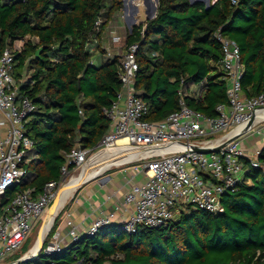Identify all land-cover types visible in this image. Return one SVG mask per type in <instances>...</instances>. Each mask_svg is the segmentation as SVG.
<instances>
[{"label":"trees","instance_id":"16d2710c","mask_svg":"<svg viewBox=\"0 0 264 264\" xmlns=\"http://www.w3.org/2000/svg\"><path fill=\"white\" fill-rule=\"evenodd\" d=\"M122 6L123 0H0V55L31 36L15 51L14 76L21 83L27 70L19 88L36 106L26 123L38 153L27 164L34 176L10 188V197L59 180L66 154L77 144L95 147L108 131L103 111L121 89L120 56L96 65L90 44L102 38ZM219 29L241 48L245 95L264 93V0H212L209 7L159 0L157 16L124 38L125 46L139 45L135 87L150 107V120L179 108L183 81L205 83L201 96L185 99L207 116H216L217 105L227 102ZM259 160L264 163V149ZM243 162L244 178L223 194L220 214L188 205L166 226L139 224L134 232L106 226L64 252L40 250L24 264H264V174Z\"/></svg>","mask_w":264,"mask_h":264},{"label":"built area","instance_id":"2783aa9c","mask_svg":"<svg viewBox=\"0 0 264 264\" xmlns=\"http://www.w3.org/2000/svg\"><path fill=\"white\" fill-rule=\"evenodd\" d=\"M158 6L159 0H123L120 18L127 33L132 32L134 26L155 18ZM102 22V19L98 20L97 26ZM30 37L26 35L16 41L26 42ZM215 38L222 46V67L228 84L227 102L217 105L216 116H207L187 105L186 83L183 81L179 108L165 119L150 120V107L135 87L139 45L124 46L119 55L121 89L113 103L103 111L110 121L108 131L93 148L80 145L72 148L66 154L59 180L47 182L40 192L28 188L12 197L8 190L25 182L29 174L26 164L30 162L28 154L34 148V141L27 134L26 123L36 106L28 96L19 98L20 88L13 76L15 51L12 47L5 48L0 55V125H8V131L0 139V264H5L1 260L23 245L37 220L58 197L61 186L94 156L120 147L118 141L121 138L128 139V144L123 146L128 149L125 152L135 154L125 164L144 162L141 168L147 176L145 182L132 184L125 195V203L131 210L118 224L127 232L136 231L139 224L150 227L168 225L174 218L172 207L177 202L214 214L222 213L223 194L241 182L247 171L243 160H248L264 174V163L259 160L261 149L247 153L241 146V137L226 144L231 137L244 131V135L253 133L264 137V93L254 97L245 95L242 86L245 66L239 44L223 35L220 29ZM113 42L122 44L124 38L115 35ZM22 47L18 51L21 52ZM251 121L253 125L249 127ZM214 134L219 135L203 139ZM220 146L211 152L196 149ZM113 224V215L99 216L85 235L74 226L69 231L70 242L64 244L61 232L56 231L52 242H47L41 249L46 255L64 252L83 237H93L103 227Z\"/></svg>","mask_w":264,"mask_h":264},{"label":"crops","instance_id":"0c3cea01","mask_svg":"<svg viewBox=\"0 0 264 264\" xmlns=\"http://www.w3.org/2000/svg\"><path fill=\"white\" fill-rule=\"evenodd\" d=\"M126 34L127 29L123 25L122 19L119 17V14L115 15L107 25L102 38H94L90 44V48L94 53L92 62L99 65L106 58H113L115 55H120V48L124 45V42L122 44L114 43L113 36L121 35L125 38ZM14 72L15 67L13 76ZM27 77L28 72L25 69L23 72V79L26 80ZM23 79L21 83L24 81ZM15 82L20 86L21 83L17 82L16 79ZM204 86L205 83L196 84L187 82L185 86L186 96L196 98L201 96ZM22 96L23 95L19 91V98ZM7 131L8 125H0V139L6 136ZM249 142L257 143V149H264L263 136L254 134L250 138ZM241 146L247 153H251L254 149L253 146L245 143H241ZM30 155V161L38 158V153L35 147L29 151L28 156ZM124 164L125 163H115L113 164L114 166L112 165V167L110 166L107 169L101 170L103 172L98 171L94 175L88 177L93 178L83 182L77 187V193L74 194L68 206L67 204L65 206L67 208L65 209V207H63L64 211L62 213V221L60 226L54 228L52 231L51 238L54 232L60 231L63 243L68 244L70 242L69 231L74 226L77 227L81 234L85 235L91 223L99 216L113 215V225L124 221L128 217L131 207L125 203V195L132 184L145 182L147 180V176L142 170L141 165H138L137 163H129L130 166L120 168Z\"/></svg>","mask_w":264,"mask_h":264},{"label":"bare ground","instance_id":"6f19581e","mask_svg":"<svg viewBox=\"0 0 264 264\" xmlns=\"http://www.w3.org/2000/svg\"><path fill=\"white\" fill-rule=\"evenodd\" d=\"M127 142H128L127 138H121L118 141V144L120 147H118L116 150H112L110 152L101 153V154L94 156L93 159H91L86 164V166L76 171L70 177L71 182L65 187V189L61 191L59 198H58L56 208L54 209L53 213L48 216L46 223L42 226V231L35 243V248L41 243L42 239L50 231L54 223L55 217L59 214L61 207L64 206L70 198H72L75 190L83 181H85L88 177L92 176L98 171L107 169L110 166L112 167V165L115 163L122 164L132 159V157L135 154H132L131 151L125 152V150H128V149L123 148V146L128 144Z\"/></svg>","mask_w":264,"mask_h":264},{"label":"rangeland","instance_id":"374dc122","mask_svg":"<svg viewBox=\"0 0 264 264\" xmlns=\"http://www.w3.org/2000/svg\"><path fill=\"white\" fill-rule=\"evenodd\" d=\"M122 15V12L120 11L119 12V17ZM24 42H25V40H23V42H19V41H16L15 43H14V45H13V50L14 51H16V50H19L22 46H23V44H24ZM124 46L125 45H123L120 49L121 50H124ZM120 52H122V51H120ZM264 130V129H263ZM219 134H214V135H208V136H205V137H203V139H210V138H214V137H217ZM254 134L253 133H250V134H246V135H244V136H242L241 138H240V142L241 143H245V144H249V145H251V146H253L254 147V149L252 150V151H255L256 149H257V146L256 145H258L257 143H250L249 141H250V138L253 136ZM247 141H248V143H247ZM252 154V153H251ZM31 158V155L30 156H28V159H30ZM144 162H138L137 164L138 165H142ZM27 164H28V162H27ZM26 164V165H27ZM134 164V163H133ZM127 166H130L129 164H124L122 167H120V168H124V167H127ZM94 175V174H93ZM33 176H34V174L32 173V170H30L29 171V174L27 175V177L25 178V181H30L31 179H33ZM83 183V182H82ZM81 183V184H82ZM61 188H62V186H61ZM77 190V189H76ZM76 190H75V192H74V194H76L77 192H76ZM74 196V195H73ZM73 196H72V198H73ZM72 198H70L69 200H68V202L66 203L67 204V206H68V204L71 202V200H72ZM66 204L64 205V206H62L61 207V209H60V211L62 210V208L63 207H65L66 206ZM52 205V204H51ZM51 205H50V207H51ZM49 207V208H50ZM194 208H197V207H195V206H193ZM67 207H65V209H66ZM187 207L186 206H184L183 204H182V202H177L176 203V205L175 206H173L172 207V210L174 211V218H177V217H179V214L183 211V210H185ZM198 209V208H197ZM49 210L50 209H48L47 210V212L45 213V215L41 218V219H39V220H37V222L35 223V225H34V227H33V230H32V232L30 233V235L28 236V238L26 239V241L23 243V245L19 248V249H17V250H15V251H13L11 254H8L7 256H5V258L4 259H2L1 261L3 262V263H10V262H13V261H15V260H18L20 257H22L23 255H25V253L26 252H28L32 247H34V245H35V243H36V241H37V239H38V237H39V235H40V233H41V231H42V226H43V223H44V220H45V217L48 215V213H49ZM59 211V214L55 217V220H54V223H53V225H52V227H51V229H50V231L48 232V235H47V237H46V241H45V243H44V245L45 244H47V242H52V238H51V233H52V231L54 230V228H57V227H59L60 226V223H61V221H62V213H63V211H64V208H63V210L60 212ZM55 226V227H54ZM44 245L42 246V248L44 247ZM42 250V249H41ZM37 260H39V258H37Z\"/></svg>","mask_w":264,"mask_h":264},{"label":"water","instance_id":"95a60500","mask_svg":"<svg viewBox=\"0 0 264 264\" xmlns=\"http://www.w3.org/2000/svg\"><path fill=\"white\" fill-rule=\"evenodd\" d=\"M189 1H190L191 3L202 2V3H204V4L206 5V7H209L210 4H211V0H189ZM141 14H142V19L145 20L146 17H145L144 12L141 11ZM43 49H44L43 47H40V48L37 50L36 55H35L37 58H40V56H41V52L43 51ZM252 125H253V121H251V122L249 123V127H251ZM245 133H246V132L244 131V132H240V133L234 135L233 137L230 138V140H228V141L226 142V144L229 143L230 141L234 140V139H238V138L242 137ZM224 145H225V144H224ZM222 146H223V145H222ZM222 146H220V147H218V148H200V147H197L196 149H197V150H202V151H204V152H211V151H217V150H218L219 148H221ZM91 178H93V177H91ZM91 178H88V179L85 180V181H88V180H90ZM85 181H83V182H85ZM70 182H71V179H70V181H69L67 184H65V185L62 187V189L60 190V193H61V191H62L63 189H65V187H66ZM60 193H59V195H60ZM59 195H58V197L55 199V201L52 203L51 207L49 208V209H50V210H49V213H48V215L45 217V220H44L43 225L46 223V221H47V219H48V216L51 215V214L53 213L54 209L56 208V205H57V202H58ZM46 237H47V235L42 239L41 243H40L38 246H36V248H35V245H34V247H32L28 252L25 253V255H23L22 257H20L18 260H15V261L10 262V263H5V264H24L25 262H28V261L32 260V259H33L34 257H36V256L38 255V253L40 252L42 246L44 245V243H45V241H46ZM84 238H85V237H83V239H84Z\"/></svg>","mask_w":264,"mask_h":264}]
</instances>
